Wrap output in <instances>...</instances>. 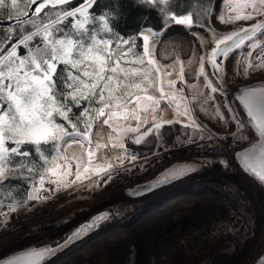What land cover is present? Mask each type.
I'll list each match as a JSON object with an SVG mask.
<instances>
[{"label":"rangeland","instance_id":"1","mask_svg":"<svg viewBox=\"0 0 264 264\" xmlns=\"http://www.w3.org/2000/svg\"><path fill=\"white\" fill-rule=\"evenodd\" d=\"M230 3L241 4L244 0H216L210 14V29L173 23L162 32V35H168L167 38L154 45L155 56L160 64L169 67L175 64L177 70L183 64L184 73L190 79L185 80L184 77L182 82L184 84L178 82L176 87L183 89V95L187 98L185 103L191 109L197 124L202 127L185 126L190 122L186 117L180 116L179 123L164 124L154 134L145 137L141 143H135L131 139L135 134L128 133L127 138L124 139L123 149L111 145L102 149L103 160L112 165L108 170L90 166L89 178L75 181L76 166L73 162L71 167L73 175L66 177L67 186L50 183L46 178L41 188L39 178L32 184L26 203L0 207V213H8L6 217L0 215V259L31 246L59 245L66 234L64 231L69 229L74 231L77 229L76 226L89 222L98 214L108 212L109 218L101 224L99 230L88 236L92 238L85 245H79L75 251H72L71 247L75 245L73 244L69 249L58 254L50 264H59L61 262H55L62 259L64 264H163L165 260V264H249L255 261L258 256L256 252L264 246V192L236 165L234 153L252 144L256 137L234 99V92L241 84L262 80L260 77L264 78V69L250 75L244 73L243 65L250 51L247 47L250 41L244 42L241 47L228 54L219 73L215 75H213L215 69L211 65V53L215 50L219 38L250 27L264 20V17L235 23L221 22L226 12L235 14L229 9ZM145 31L149 30H143L140 34L141 38ZM178 31L181 33H175ZM259 47H264V41H261L256 52L252 53L253 57L259 52ZM201 49L206 50L210 58V62L204 68L207 77H203V80L198 79L201 77L199 68L194 72L201 58L199 52ZM192 77L197 78L199 82H194L195 79ZM172 78H175V73ZM208 81L211 82L212 87L218 89L216 93H211L210 88L206 86ZM209 95L213 98L205 100ZM161 106L166 107L163 103ZM181 110L183 111V108ZM163 116L166 120L177 118L172 109H167ZM130 123L134 128L136 122ZM151 126V124L147 125V127ZM109 131L111 130L104 126L103 132ZM92 132L95 143L100 140V136L96 135L95 127ZM103 132L100 135H103ZM100 142L106 141L100 140ZM145 146L147 148H144ZM150 146L155 148L152 149ZM73 150H79V146L73 145L69 152ZM207 159H211L216 167L212 174H205L203 169L189 176L188 179L145 196L132 198L128 194L135 187L156 178L171 163L173 165L181 161H196L204 168ZM223 159L228 161V166L222 164ZM160 167L164 168L159 170ZM81 175L82 177L84 175L82 168ZM52 179L55 180L56 177ZM204 181L207 183L206 186H202L201 194L206 197L202 199V204H185L182 200V203H176L148 221L140 223L127 241L120 239L122 232L118 231L120 227L117 225L118 222H123L121 219L125 217L121 213L118 219H114L108 211L109 206L116 201L114 198L118 193L123 192L126 204L160 192L159 197L162 199H155V202L150 204L151 210H154L155 206L158 207L174 198L173 194H176L182 186L189 182L200 185ZM104 194L108 195L106 199ZM184 194L192 196L188 192L183 193V196ZM201 198L198 197L197 200ZM159 199L160 201H157ZM96 201L99 202L95 203ZM85 202L87 207L89 203L91 206L85 209ZM71 203L74 204L73 208L61 210ZM123 203L116 207V210L125 206ZM148 204L142 203L139 208L149 209ZM79 207H84L85 210L79 212ZM12 208L15 210L10 211ZM190 208L196 209L191 211L194 213L190 214L186 211ZM139 211L130 214L129 219ZM184 211L187 213L185 212L183 219ZM73 213L82 221L78 218L72 223L68 215H75ZM141 218L132 217L127 225L121 226V229L127 228ZM109 229L116 231L109 233ZM220 229L224 230L220 231ZM201 234L206 235L207 239L198 242L200 245L189 247L184 244L189 239L197 241L194 237ZM82 241L79 243L83 244ZM157 245L158 248L155 247ZM204 249L206 253L200 257L188 253V251ZM230 250L233 252L232 256H226L225 252Z\"/></svg>","mask_w":264,"mask_h":264},{"label":"snow or ice","instance_id":"2","mask_svg":"<svg viewBox=\"0 0 264 264\" xmlns=\"http://www.w3.org/2000/svg\"><path fill=\"white\" fill-rule=\"evenodd\" d=\"M67 2L69 0H39V3L30 0L36 7L26 9L25 18L17 17V23L29 25L31 30L19 32L17 43L6 53L0 47V188L13 176L24 172L30 178L39 174L41 188L46 178L50 183L67 186L66 177L73 175V162L75 181L89 178L90 166L110 169L112 165L103 160L102 149L109 145L123 149L128 133H134L131 139L141 143L164 124L179 123L180 116L189 120L190 124L185 126L202 127L185 103L187 98L183 89L176 87L178 82L184 81L183 64L177 71L175 64L169 67L158 62L154 48L157 41L150 39L153 36L151 31L143 33L142 51H137L135 38L131 43L111 35L107 39L103 36L97 39L91 35V27H97L98 22L88 29L84 27L88 22V9L95 0H85L81 7L72 11L58 7ZM148 2L161 7L165 23L192 27L199 22V14H171L170 0ZM6 3L7 0H0V8ZM195 3L203 4L204 0H195ZM10 6L16 8L17 0H11ZM45 8L49 11L41 16ZM229 9L235 14L226 12L221 22L252 21L264 17V0L230 3ZM203 14H209L207 8L203 9ZM68 17L76 18L75 23L61 27ZM92 19L95 21V17ZM36 37L39 40L29 46L28 42ZM12 39L11 33L0 35V45ZM245 40L250 41L247 45L250 51L243 65L244 73L250 75L264 69V47H259L257 55L252 56L264 41V20H261L218 39L211 53L213 75L219 73L224 62L222 59L217 63L215 58L226 59L233 45L239 48ZM19 45L27 49V54H18ZM174 73L175 78H172ZM199 75L207 77L203 63ZM206 86L211 93L218 91L210 81ZM212 98L209 95L205 100ZM237 99L249 110L258 106L264 112V85L259 90L243 91ZM162 103L166 107H162ZM94 105L99 106L92 107ZM74 108L80 111L74 112ZM167 109H172L177 118L164 119L163 113ZM57 117L63 123H58ZM131 121L136 122L134 128ZM149 124L152 126L147 127ZM104 126L111 131L103 132ZM94 127L96 135L105 143L100 140L93 143ZM142 128L145 130L141 131ZM24 145H33L38 158H34L33 151ZM73 145H78L79 150L69 152ZM246 171L264 183V176ZM171 178L165 176L164 180L167 182ZM0 215L6 217L8 213Z\"/></svg>","mask_w":264,"mask_h":264},{"label":"trees","instance_id":"3","mask_svg":"<svg viewBox=\"0 0 264 264\" xmlns=\"http://www.w3.org/2000/svg\"><path fill=\"white\" fill-rule=\"evenodd\" d=\"M215 1L216 0H204L203 4H197L195 3V0H170V8L172 10L171 14L187 12L199 14V22L195 25L210 29V14ZM84 3L85 0H77L74 3L64 6L63 8H67L72 11L79 8ZM10 5L11 0H7L6 5L3 8H0V20H8L24 16L25 10L30 8L31 3L30 0H17L16 8H12ZM204 8H207L209 13L208 15L203 14ZM47 11H49V9L45 10V12ZM43 14H41V16H43ZM88 14V22L84 26L85 29L90 28L93 24L98 22L97 27H91L92 36L97 39L103 36L107 39L108 36L111 35L127 39L130 43L133 38H135L137 51H142L143 40L140 34L143 30L150 29L155 32H161L174 23H165L164 13L161 11V7L149 3L148 0H95L92 7L88 9ZM77 17H79V15H77ZM92 17H95V21ZM80 19H83V17H80ZM75 21L76 18L68 17L65 24L61 25V27H66L69 24L75 23ZM30 30L29 25H24L22 23L9 28H0V35L11 33L13 37L10 42H5L3 45H0V47H2L6 53L13 44L17 43L16 36L19 32H26ZM38 40L39 37L34 38L28 42L29 46ZM17 50L19 55L27 54V49L23 45H19ZM98 106L99 105H94L92 107ZM73 111L79 112L80 109L74 108ZM57 122L63 123V121H61L58 117ZM24 147L33 151L34 158H38V154L34 153L33 145H24ZM42 147L46 146L42 145ZM40 163H43V161H40ZM39 178V174H35L30 178L29 174L24 172L22 175L13 176L9 181H6L4 187L0 188V207L2 205H21L26 203L29 198L32 184ZM194 210L196 209H188L186 211L192 214L194 212L191 211ZM186 211L182 214L183 219L187 213ZM195 220H197V218ZM221 230L224 229H220V231ZM194 239H197V242L200 243L205 241L207 236L201 234L195 236ZM188 253L194 257H200L206 253V250L191 251ZM165 261L163 264H165Z\"/></svg>","mask_w":264,"mask_h":264},{"label":"water","instance_id":"4","mask_svg":"<svg viewBox=\"0 0 264 264\" xmlns=\"http://www.w3.org/2000/svg\"><path fill=\"white\" fill-rule=\"evenodd\" d=\"M75 1L77 0H69V2H67L66 4L58 5V7H64L66 5L74 3ZM37 3H39V0H37ZM35 7L36 4H31L30 6V8L32 9H34ZM47 9L48 8H45L40 13V15L43 14ZM29 14L31 13L29 12ZM19 18L23 20L25 17L21 16ZM17 24H20L17 23V17L8 20H0V28H9ZM171 26L172 25L168 26L167 28ZM196 27L204 29L201 26L196 25ZM167 28H165L163 31H165ZM149 31H151L153 34H159L163 32H155L152 30ZM236 39L239 40V37H237ZM246 41L247 40H245V42ZM237 49L238 48L233 45L232 50L228 54L234 52ZM215 59L217 63H219L222 59L223 61H225V58L219 56ZM262 85H264V79L241 84L236 88V91L234 92V99L245 115L246 120L256 137L255 141L252 144L237 150L234 153V158L243 173L246 174L249 178L253 179L260 187L264 189V183H261L258 178H255L253 175L249 174V171H246L247 169L251 172L256 173L258 176H264V155H262V151H264V112H262L258 106L249 110L247 106H245L239 99H237V97L243 95V91L252 89L259 90ZM222 164L224 166H228V161L226 159H223ZM198 170L199 165L197 163L190 161L176 162L170 168L165 169L163 172H161L156 178L143 185L135 187L133 190L129 191L128 194L132 198L145 196L156 190L168 187L180 180H183L198 172ZM165 176H169L172 178L165 182ZM109 216L110 214L108 212H103L94 216L89 222L82 224L77 229L70 232L68 238L63 243L57 246H52L49 244L42 246H31L5 256L4 258L0 259V264H9V262L10 264H47L50 260H52L63 250L71 246L73 243L82 241L89 235L91 236L93 232L99 230L102 226L101 224L105 222L109 218ZM261 261H264V255L258 257L254 262L249 264H261Z\"/></svg>","mask_w":264,"mask_h":264},{"label":"bare ground","instance_id":"5","mask_svg":"<svg viewBox=\"0 0 264 264\" xmlns=\"http://www.w3.org/2000/svg\"><path fill=\"white\" fill-rule=\"evenodd\" d=\"M174 31V30H173ZM152 33V32H151ZM175 33H181L180 31H178V32H175ZM153 34V33H152ZM163 33H161V34H153V36L152 37H150V39H156V41L158 42V41H160V40H162V39H166L167 38V36L165 37L164 35H162ZM167 34H169V33H167ZM194 38V37H193ZM158 39V40H157ZM167 42V41H166ZM196 41H194V43H195ZM157 44V43H156ZM155 44V45H156ZM200 49V48H199ZM203 49V48H202ZM202 49L201 50H199V52H200V57L202 58L203 57V60H201V58H200V60H199V64H198V66L196 67V69L194 70V72H196L197 71V69L198 68H200V65H201V63H203V66H204V68H205V65L207 66L208 65V63L210 62V58H209V54H208V52L206 51V50H203L202 51ZM193 52L194 51H192V54H193ZM199 54V53H198ZM189 58V57H188ZM191 58V57H190ZM181 59V58H180ZM185 61V60H184ZM194 64V63H193ZM186 66V65H185ZM194 68V67H193ZM178 71V70H177ZM199 71V70H198ZM195 76V75H194ZM196 77V76H195ZM186 78V79H185ZM185 80H188V79H190V77H188V76H186L185 75ZM197 78H198V76H197ZM195 79V78H193L192 77V79H195V80H193L194 82H199L198 81V79L199 80H203V77H199L198 79ZM260 78H262V80L264 79L263 77H260ZM192 79H191V81H192ZM189 82V81H188ZM203 82V81H202ZM182 84H184V83H182ZM187 85H189V83H186ZM185 84V85H186ZM183 86V85H182ZM144 148H147V146H145ZM150 148H152V149H154L155 148V146H150ZM188 161V160H187ZM181 162H185V161H181ZM190 162H194V163H197L198 165H199V170H198V172H196V173H194L193 175H195V174H197V173H199V172H201L203 169V171L205 172V174H212V173H214V169L216 168V167H214V165H213V162H212V160L211 159H207V163H206V165L204 166V168H203V165L202 164H200V163H198V162H196V161H190ZM172 164V163H171ZM170 164V165H171ZM169 165V166H170ZM174 165V164H173ZM228 165H229V163H228ZM236 165L238 166V164H237V162H236ZM169 166H165L166 168H162V167H160L159 168V170H162V172L165 170V169H168V168H170ZM239 167V166H238ZM162 168V169H161ZM234 169V166L232 165V170ZM240 169V168H239ZM231 170V171H232ZM241 170V169H240ZM242 171V170H241ZM243 172V171H242ZM226 173V172H225ZM229 173H230V171H229ZM192 175V176H193ZM246 175V174H245ZM247 176V175H246ZM248 177V176H247ZM188 178H190V177H187V178H185V179H188ZM249 178V177H248ZM185 179H183V180H185ZM251 179V178H250ZM183 180H180V181H178V182H181V181H183ZM252 180V182L260 189V190H263V192H264V189L262 188V187H260L253 179H251ZM206 183L207 182H205L204 181V183L203 184H200V185H196V184H194V182H189L188 184H186V185H184V186H182V188L181 189H179V191H177V193L176 194H173V195H175V197L174 198H172L170 201H167V200H165V201H167L165 204H161V205H159L158 207H156L155 206V209L154 210H151L152 209V207H151V203H154L155 201V199H158V198H161V197H159V195H160V192L159 193H157V192H155V193H153V194H151V196L149 195V197H146V198H144V199H141V200H137V201H135V202H128V203H126L125 204V200H124V195H123V192L121 191L120 193H118L116 196H115V198L114 199H116V201L115 202H113L109 207H110V209L108 210L109 212H111V214H112V216H113V218L114 219H118V217H119V215L122 213V215H123V217H125L124 219H121L123 222H118L119 224L117 225V226H119L120 228H119V230L118 231H120V232H122L121 233V238L120 239H122V240H128L131 236H132V234H133V232H134V229L136 228V227H138L139 225H140V223H142V222H146V221H148L149 219H151L153 216H155L156 214H158V213H162L163 211H165V210H167V209H169V208H171V207H173L174 206V204H176V203H182V200H184L185 201V204H191V205H195V204H202L201 203V201H202V199L204 198V197H206V195H202L201 193H202V191H201V188H202V186L204 185V186H206ZM183 185V184H182ZM171 186V185H170ZM134 187V186H133ZM173 192V191H172ZM185 192H188V193H191L192 194V196H189V195H187L186 196V194H184V196H183V193H185ZM210 192V191H209ZM208 192V193H209ZM204 194V193H203ZM108 197V195L107 194H104V199H106ZM116 197H120L121 199H117ZM198 197H202L201 198V200L199 199V200H197V198ZM162 199V198H161ZM101 200V199H100ZM103 201V200H102ZM101 201V202H102ZM157 201H160V199L159 200H157ZM99 201H96L95 203H98ZM119 202V203H118ZM122 202H124L123 203V205H125V206H122V207H120L118 210H116V207H118V206H120V204H122ZM145 202H147V203H149L148 205H150L149 206V209H146V208H139L140 206H141V204L142 203H145ZM86 203V207H85V209L86 208H88V207H90L91 205H90V203L88 204L89 206L87 207V202H85ZM94 203V204H95ZM101 204V203H100ZM74 207V204L73 203H71L70 204V206H68V207H62L61 208V210H68V209H70V208H73ZM82 209H84V207H79V209H78V211L80 212V211H82ZM84 209V210H85ZM145 209V210H144ZM191 209V208H190ZM192 209H195V208H192ZM116 210V211H115ZM140 210V211H139ZM136 211H139L138 213H136L135 215H133L132 217H134V218H137L138 216H140V217H142L140 220H138L137 222H135V223H133V224H131V225H128L127 226V228H124V229H121L122 227L121 226H125V225H127L129 222H130V220L132 219V217L129 219V215L130 214H132V213H135ZM145 211H147V212H145ZM85 212V211H84ZM144 213H147L146 215L144 214ZM73 214H75V213H73ZM85 214V213H84ZM85 215H87V214H85ZM145 215V216H144ZM68 218H70V220L71 221H73L72 223H75L76 221H77V219L79 218L78 217V215H68ZM80 219V218H79ZM129 219V220H128ZM81 220V219H80ZM120 220V221H121ZM82 221V220H81ZM110 222V221H109ZM125 222V223H124ZM114 223V222H113ZM124 223V224H123ZM65 226V225H64ZM114 227V226H113ZM76 228H78L77 226H76ZM106 231H107V229H105ZM104 231V230H103ZM116 230L115 229H109L108 230V232L109 233H114ZM64 232H66V234H65V236H64V239L61 241V242H59L60 244L61 243H63L64 242V240L66 239V237L70 234V232H72V230L71 229H69V230H67V231H64ZM107 232V233H108ZM69 233V234H68ZM92 237H88V239H86V240H84V241H82L83 242V244L82 243H79V242H81V241H79V242H75V243H73V244H75L74 246H69V247H71L72 249V251L74 250L75 251V249H77L78 248V246L79 245H85L86 243H87V241L88 240H90ZM227 238H230V237H227ZM121 240V241H122ZM78 243V244H77ZM120 243V242H119ZM58 244V243H57ZM57 246V245H56ZM185 246V245H184ZM69 247L68 248H66L65 250H67V249H69ZM155 247H157L158 248V245L157 246H155ZM21 250V249H20ZM65 250H63L62 252H64ZM205 250V249H204ZM193 251H195V250H193ZM198 251H200V250H198ZM61 252V253H62ZM188 252H191V251H188ZM61 253H59V255L61 254ZM73 254H74V252H73ZM190 254V253H189ZM186 255L188 256V254L186 253ZM191 255V254H190ZM192 256V255H191ZM56 258V256L52 259V260H54ZM256 259V258H255ZM52 260H50L47 264H50V262L52 261ZM57 261V260H56ZM64 260L62 259V260H60V261H58V262H55V263H59V262H63ZM61 263H59V264H61ZM252 263V262H251ZM62 264H64V263H62Z\"/></svg>","mask_w":264,"mask_h":264},{"label":"flooded vegetation","instance_id":"6","mask_svg":"<svg viewBox=\"0 0 264 264\" xmlns=\"http://www.w3.org/2000/svg\"><path fill=\"white\" fill-rule=\"evenodd\" d=\"M187 242V243H186ZM186 242L184 243L186 246H196V245H200V244H198V242L197 241H193V240H191V239H189V240H186ZM52 246H56V245H52ZM183 246V245H182ZM233 252L230 250V251H227V252H225V254H226V256H232L231 254H232ZM256 253H258L257 255L258 256H256V259L258 258V257H261V256H263L264 255V246H261L260 248H259V250H258V252H256Z\"/></svg>","mask_w":264,"mask_h":264}]
</instances>
